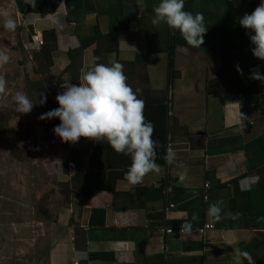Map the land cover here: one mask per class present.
I'll return each instance as SVG.
<instances>
[{
	"label": "crops",
	"instance_id": "0c3cea01",
	"mask_svg": "<svg viewBox=\"0 0 264 264\" xmlns=\"http://www.w3.org/2000/svg\"><path fill=\"white\" fill-rule=\"evenodd\" d=\"M259 2L185 0L208 28L192 48L178 30L149 23L159 0H0V48H39L45 32L56 33L54 76L80 40L116 31L118 54L104 61L121 63L126 83L140 90L157 142V168L136 184L124 178L130 158L106 139L69 142L64 163L75 148L88 154L79 170L69 163L65 201L46 214L47 264H264V81L251 78L253 70L264 75V61L239 25ZM9 17L18 32L11 42ZM95 49H86L82 66L96 63ZM212 203L217 215L207 214Z\"/></svg>",
	"mask_w": 264,
	"mask_h": 264
},
{
	"label": "clouds",
	"instance_id": "9594fccd",
	"mask_svg": "<svg viewBox=\"0 0 264 264\" xmlns=\"http://www.w3.org/2000/svg\"><path fill=\"white\" fill-rule=\"evenodd\" d=\"M184 4L185 0H159L152 9L149 23L154 27L163 24L171 30H178L186 45L199 48L208 28L203 14L185 10ZM239 25L249 30L254 57L264 61V0H260L250 14L245 13L239 19ZM3 27L12 31L16 28V21L6 18ZM8 61V50L0 48V65ZM236 68L241 72L239 65ZM80 73L78 84H61L63 91L55 97L59 107L41 114L39 119L58 118L60 123L54 126L53 133L63 142L74 143L80 137L106 139L114 151L131 160L124 178L129 184L138 183L146 173L157 168L154 159L157 142L152 139L153 124L143 114V100L138 98L140 90H133L126 83L123 65L116 61L82 66ZM251 78L264 81V75L258 70L251 72ZM5 84V79L0 76V92L4 91ZM14 101L19 113H29L33 108L31 100L22 92L15 93ZM45 101L46 97L40 103ZM175 158V152L168 149L164 156L166 162L171 164ZM180 179H184L183 175ZM219 212L218 204H209L208 215ZM189 227L186 223L182 230Z\"/></svg>",
	"mask_w": 264,
	"mask_h": 264
},
{
	"label": "rangeland",
	"instance_id": "374dc122",
	"mask_svg": "<svg viewBox=\"0 0 264 264\" xmlns=\"http://www.w3.org/2000/svg\"><path fill=\"white\" fill-rule=\"evenodd\" d=\"M17 33V28L8 32L7 42ZM15 45L6 48L9 61L0 65L6 81L0 92V264H47L52 219L45 213H55L65 201L64 153L70 145L54 135L46 119H39L45 113L40 95L28 85L38 79V65L23 50L20 56L21 46ZM59 87L50 88L54 100ZM18 91L31 100L29 113L17 112Z\"/></svg>",
	"mask_w": 264,
	"mask_h": 264
},
{
	"label": "trees",
	"instance_id": "16d2710c",
	"mask_svg": "<svg viewBox=\"0 0 264 264\" xmlns=\"http://www.w3.org/2000/svg\"><path fill=\"white\" fill-rule=\"evenodd\" d=\"M31 4L32 0H31ZM30 11V10H29ZM25 13L28 12V7L25 8L24 10ZM44 45L42 49L36 53L35 58L39 64V69L36 71V74L43 77L42 79L37 80L36 82H29V87L32 88L33 91H35L37 94L40 95V100L44 97H46L45 103L41 104V107L43 108L44 112L46 113L47 111L59 107L57 103H55L52 100V97L50 95V88L56 84L54 82L53 77L50 73V69L55 65V58H54V53L57 51V35L54 32H45L44 34ZM117 37L118 34L116 31L109 32L106 34H103L99 31H96L93 36L89 38H85L80 40V48L78 50L71 51L68 54L69 60L72 62L76 61L78 57H82L84 51L88 49L89 47L95 46V57H99V60L96 59V63H105L104 60L107 61V57L110 55H116L118 54V48H117ZM75 68L77 67L76 64ZM80 68V66H79ZM78 68V69H79ZM59 83V82H58ZM78 84V83H74ZM60 123L58 118H53V119H46L45 124L49 128H54V126L58 125ZM93 138L89 137H80L77 142H84L88 143L91 142ZM87 155L88 151H78L77 148L73 149V151H70L69 157L67 158L66 162L64 163L65 168H64V173L69 174L68 172V165L69 163H79L80 162V157L81 155ZM78 175L75 174L73 177V181H77ZM85 184V183H84ZM67 188H69V184H66ZM45 213V217H46Z\"/></svg>",
	"mask_w": 264,
	"mask_h": 264
},
{
	"label": "flooded vegetation",
	"instance_id": "af4514ba",
	"mask_svg": "<svg viewBox=\"0 0 264 264\" xmlns=\"http://www.w3.org/2000/svg\"><path fill=\"white\" fill-rule=\"evenodd\" d=\"M33 44L34 45H36V43H34L33 42ZM44 45V43H41V44H39V48L37 47L38 45H36V47H34V48H28V47H25L23 44L22 45H20L21 46V50L19 49V47H18V50H17V52H19L20 53V56L22 55V57H23V54H22V50L26 53V55L28 54L30 57H31V59L30 60H33L34 62H36L37 63V65L38 66H36L37 68L35 69V74H36V71L39 69V64H38V62H37V60H36V58H35V55H36V53L37 52H39L41 49H42V47H43V45ZM80 48V47H79ZM78 48V49H79ZM78 49H76V50H78ZM58 50V49H57ZM76 50H70L69 52H68V54L71 52V51H76ZM85 52V51H84ZM57 53V51L54 53V58H55V65L50 69V73H51V75H52V77H53V80H54V82H56V84H54V85H58V86H61V84L62 83H66V82H70V83H72V84H74V83H79L78 82V80H77V78H78V76H79V73H80V69H81V67H82V65H81V62H82V57L80 58V57H78L77 59H76V61L74 62H72V64H76L77 65V67L75 68V65H72L71 64V61H70V64L68 65V66H66V68L62 71V72H60L59 73V75L56 77V76H54L53 75V68H55V67H57V59H58V57H57V55H55ZM79 66H80V68H79ZM79 68V69H78ZM36 76H37V80H39V79H42L43 77H41V76H39V75H37L36 74ZM65 79H67V80H65ZM36 80V81H37ZM36 81H33V82H36ZM30 82H32V81H30ZM59 82V83H58ZM53 85V86H54ZM53 86L51 87V89L53 88ZM32 89V88H31ZM52 100L55 102V100L52 98ZM56 103V102H55ZM58 104V103H57ZM53 129V128H52Z\"/></svg>",
	"mask_w": 264,
	"mask_h": 264
},
{
	"label": "built area",
	"instance_id": "2783aa9c",
	"mask_svg": "<svg viewBox=\"0 0 264 264\" xmlns=\"http://www.w3.org/2000/svg\"><path fill=\"white\" fill-rule=\"evenodd\" d=\"M34 39H35L36 42H39V40H38L37 38H34ZM205 187H206V188H209L208 185H206ZM172 208H175V206H173V205L170 206V209H172ZM207 229H213V226L209 225V226H206V227L204 228V230H207ZM201 232H202V231H201ZM171 233H172V230H171V229L166 230V234H171ZM180 233H184V230H181ZM75 264H77V263H75Z\"/></svg>",
	"mask_w": 264,
	"mask_h": 264
},
{
	"label": "water",
	"instance_id": "95a60500",
	"mask_svg": "<svg viewBox=\"0 0 264 264\" xmlns=\"http://www.w3.org/2000/svg\"><path fill=\"white\" fill-rule=\"evenodd\" d=\"M75 167H76V168H75L76 170H79V168H80V165H79V164H77V165H75Z\"/></svg>",
	"mask_w": 264,
	"mask_h": 264
}]
</instances>
